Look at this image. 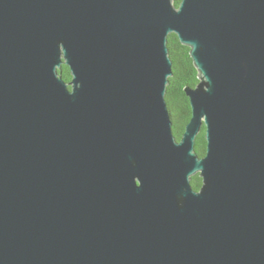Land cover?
<instances>
[{"label":"water","instance_id":"1","mask_svg":"<svg viewBox=\"0 0 264 264\" xmlns=\"http://www.w3.org/2000/svg\"><path fill=\"white\" fill-rule=\"evenodd\" d=\"M0 264H264V0H0Z\"/></svg>","mask_w":264,"mask_h":264},{"label":"trees","instance_id":"2","mask_svg":"<svg viewBox=\"0 0 264 264\" xmlns=\"http://www.w3.org/2000/svg\"><path fill=\"white\" fill-rule=\"evenodd\" d=\"M180 1L173 0L176 6ZM167 47L172 60V75L168 77L165 100L172 119L173 134L179 140L191 116L189 99L184 92V87H194L197 84V69L190 56V48L182 44L175 33L168 34ZM60 73L66 81L70 80L71 75L67 65H62ZM204 133L203 126L195 140V150L200 156L204 155L206 148ZM191 184L194 189H198L201 185V177L194 174L191 177Z\"/></svg>","mask_w":264,"mask_h":264}]
</instances>
